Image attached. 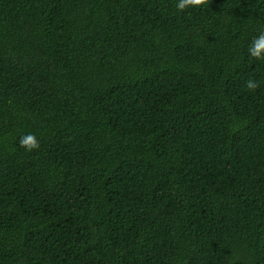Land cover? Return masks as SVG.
Masks as SVG:
<instances>
[{"label":"trees","instance_id":"16d2710c","mask_svg":"<svg viewBox=\"0 0 264 264\" xmlns=\"http://www.w3.org/2000/svg\"><path fill=\"white\" fill-rule=\"evenodd\" d=\"M178 2L0 0V264H264V0Z\"/></svg>","mask_w":264,"mask_h":264},{"label":"clouds","instance_id":"9594fccd","mask_svg":"<svg viewBox=\"0 0 264 264\" xmlns=\"http://www.w3.org/2000/svg\"><path fill=\"white\" fill-rule=\"evenodd\" d=\"M208 0H179L176 7L180 11H184L189 7H200L207 4ZM249 55L257 60H264V33L254 38L249 46ZM247 88L255 91L259 85L254 80L246 82ZM19 144L28 152L37 150L40 147L39 141L34 134H27L20 138Z\"/></svg>","mask_w":264,"mask_h":264}]
</instances>
